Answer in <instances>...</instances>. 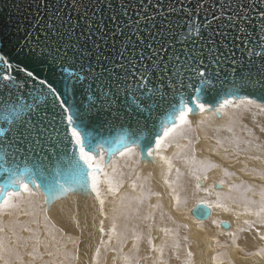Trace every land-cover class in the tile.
I'll return each instance as SVG.
<instances>
[{"label":"snow or ice","instance_id":"6c2138e0","mask_svg":"<svg viewBox=\"0 0 264 264\" xmlns=\"http://www.w3.org/2000/svg\"><path fill=\"white\" fill-rule=\"evenodd\" d=\"M181 10L183 9V0ZM219 11L214 8L206 12L203 17L199 14V9L207 6L198 0L196 10L186 12L187 21L181 25L182 29H188V35L179 41V51L176 49L178 39L173 29L168 25V18L163 12L160 13L162 19L160 26H157L156 16H148L136 13V19L131 17L127 21L121 20L118 14L110 16L111 24H105L101 16L96 19V14L86 9L81 15V20L72 23V19H64L59 11L48 16L47 21L43 22L40 29L44 39L40 35L32 37L30 32H25V46L30 51L38 52L39 57L45 62L51 61L56 64L68 58V49L71 47L76 50L77 44H62L50 42L48 32H51L57 39H62L61 30L67 32L68 36L75 33L81 21L87 29L91 40L97 67L91 69L88 77H77L75 80L71 75H64L68 70L61 68L59 79L43 78L39 79V84L47 89L52 99L48 95H41L40 100L44 104L24 103L19 98L13 100V89L8 84L3 85L0 90V97H4L3 103L11 106L13 114L12 120H5L0 125V215L15 216L23 212L24 215L37 216V207L44 213V219L48 221V212L56 201L66 198L68 195H94L99 202V214L105 216V197L102 194L101 184H107V193L115 197L120 188L123 187L124 172L118 168L117 157L131 161L132 165L140 162L154 164L156 158L167 165L168 173L173 170L172 159L162 155L166 149L175 146L181 151L175 155H185V162L189 160L195 163L196 146L201 143L199 134L193 137L191 134L196 131L189 115H200L199 125L211 122V118L223 120L228 118V123L223 126V130L233 133L225 146L220 140L216 144L223 148L224 155L219 151L213 150V154L220 156L227 161L230 156L235 157L233 163H240L243 156V163L239 171L254 179L264 181V168L257 171L256 168L249 169L248 162H258L264 165V142H259L260 138L248 128L246 124L241 125L246 133L247 139H242L235 135L234 126L241 119L236 113H229L228 109H243L248 112L256 109L255 115H264V0H257V3H247L241 0L233 4L231 0H217ZM67 7V5H65ZM112 7L111 4L108 5ZM142 7L144 13L146 8ZM123 15L127 16L126 6L122 5ZM253 14L257 19L253 20ZM143 21V25H142ZM255 25L257 39L252 41L254 32L248 31L249 26ZM70 25L71 28H65ZM195 27V37L191 35L192 27ZM46 28L47 32L43 29ZM165 32L172 34L169 41ZM127 33V35H125ZM109 36L112 38L109 46ZM83 39V34H81ZM132 37L135 38L133 42ZM117 38H119V48H117ZM29 41H32L29 44ZM243 49L241 58L237 59L234 49ZM253 46L258 47L259 51H253ZM81 54V58H83ZM92 55V53H87ZM230 63L233 65L232 72L240 76L242 83L237 86L235 83L231 89L214 92L210 83H214L216 78L221 75V65ZM255 66L257 75L252 76ZM20 71L25 72L26 77L32 81L38 79L32 70H28L27 65ZM4 81H9V76L3 77ZM252 87L249 89L248 84ZM59 86V88L57 87ZM86 85V90H84ZM80 86L84 96L88 98L87 106L81 102L77 105L73 103L74 91ZM259 93V95H249V92ZM7 93V95H5ZM91 94L90 96L88 94ZM194 93V94H190ZM67 96L65 102L61 96ZM67 103V107L65 106ZM66 113H70L65 116ZM96 117L97 123L91 121V117ZM66 120V123H65ZM141 120L144 126L152 123L154 128L149 130L146 137L128 139L121 135L114 141L102 138L99 131L101 125L111 127L119 123L124 127V123L131 126L135 122L137 128L140 127ZM253 118V123H255ZM216 131H221L220 127ZM259 131L264 133V126H259ZM207 140L208 136L205 135ZM180 141H187L181 144ZM139 156L141 159H134ZM108 159L107 166L111 168V174L104 172V181L99 178V173L103 171L101 161ZM219 165L208 162L203 166V172L192 175L196 180V189L211 193L216 189V185L211 188H204L202 181L208 179L207 172L218 168ZM135 169L133 168L132 171ZM177 180L181 176L179 168L175 169ZM224 176L231 178L233 172L223 171ZM137 179L139 177L137 176ZM165 183H169L165 180ZM172 185L169 184V187ZM142 188L143 185H140ZM224 187V181L219 182V188ZM131 188L135 190L137 184L133 182ZM233 192H240V203L244 205L243 215L254 216V221L245 219L243 223L248 226L249 231L264 229V187L258 190L259 201L249 199L247 194L257 195V189L251 184L240 182L228 186V193L222 194L216 191L217 202L215 204L201 201L193 215L198 220L211 215L212 207L222 208L225 212L230 211L227 204L220 202L231 201L237 203L231 195ZM43 196V205L37 206L33 198ZM177 206L180 203L178 196H173ZM129 199L127 196L121 197V203ZM132 201L129 200V204ZM143 201H137L142 204ZM23 206L32 208L31 212L25 211ZM177 210L178 207H177ZM114 211H118L114 209ZM135 214L139 215V207L135 209ZM241 213H237V216ZM107 217H105L106 219ZM150 216L144 217L149 219ZM115 220V218H114ZM32 223L38 221L33 219ZM99 231L103 234V220L100 221ZM24 232L32 231L27 226H20ZM47 227V224L45 225ZM186 227V226H185ZM16 225L11 228L15 236V244L11 239L0 237V261L2 264H13V257L20 259L16 248H27L28 241L16 234ZM225 228L230 225L225 224ZM4 231L0 227V232ZM151 229L149 228V232ZM167 231V230H165ZM240 231H244L243 228ZM116 234V224L113 222L111 235ZM229 236L233 237L235 245V234L229 231ZM261 240L264 234L256 232ZM132 235L136 241L141 236L133 231ZM35 245L33 251L29 253L33 259L36 256V246L43 243L46 250L49 244L59 245L60 241L56 236L51 235V241H41L38 233H33ZM63 236V233H61ZM71 239V237H69ZM121 239V248L123 242ZM153 238L148 237V244L152 245ZM103 244L104 241L101 240ZM179 247L178 244L175 245ZM227 247V246H225ZM133 248L138 251L136 244ZM153 252H158L161 259L159 264H165L162 257L164 247L152 246ZM243 251V249H240ZM63 255L65 259H78L77 255L69 257L67 252L61 253V248L56 247L55 251H47L49 256ZM98 258L99 248L95 253ZM192 256L191 252L187 253ZM254 255L264 256V250ZM178 258V257H177ZM131 264V260L125 257ZM147 259V257L145 258ZM98 264V260L95 262ZM136 264H139L137 260Z\"/></svg>","mask_w":264,"mask_h":264},{"label":"rangeland","instance_id":"374dc122","mask_svg":"<svg viewBox=\"0 0 264 264\" xmlns=\"http://www.w3.org/2000/svg\"><path fill=\"white\" fill-rule=\"evenodd\" d=\"M228 111L230 114L235 111V113L237 112L239 113L238 115L242 113V115L251 114L252 116L253 114L257 112L256 109H250L248 112L243 113L242 108L234 109V111L231 110L232 112L230 111V109H228ZM198 118H201V117H198ZM255 118L259 120L261 126H264V115H255ZM216 119L217 118L212 117L211 122H206L204 125H200V126L198 123L200 119L199 120L197 119L198 122H196L195 128L198 133L194 131L191 134L193 137L199 134L201 141L203 142L201 143L204 149L202 150L200 149V147H196L197 148L196 151L198 150H200V152L205 151V156H203L201 153L200 154L195 153V163L189 160L188 165L186 166L187 171H182L183 173L189 174V180L191 184V194H194L195 198L193 200L189 198H185L182 191L178 187H175L174 194L179 197V200H180L179 205L177 206V203L173 205L174 203L172 202L171 204H169L171 213H168L167 211L162 212L167 218L170 219V222L173 223V225L171 226V227L174 226L173 228L171 227L169 228V226H167L166 224L159 226L156 223H153L154 221L151 218L149 219L140 218V222H138V224L142 226V230L132 228L133 227L132 222L134 221V219H136L138 215L134 214L135 212H133L132 214V212H129V210H127L126 212V205H128L129 207L134 205L135 209L139 206H143L145 210H147L151 202L149 200L148 201L149 203H148L146 199L148 198L152 199L153 194L155 192H153L151 188L152 187L151 184H153L152 182L154 181L150 180V182H146V183L143 182L140 184L139 183L140 179L139 180L137 179V175H135L133 179L131 178L132 177L131 175L133 173L132 168H131V170L128 172L129 176L121 177V179L124 181L123 189L125 188L124 186L126 185L125 183L127 182L126 180H129L131 184L135 182L137 186L146 185L147 188L141 191L143 196L146 197V199L143 200L144 205H140V204L138 205L136 202H134L135 201L134 198L130 197L129 194L126 193L123 196H127L129 199L124 200L123 203H121V201H118V204L113 207L114 209L118 211H114V209L112 208L113 212L110 213L109 208L111 207H110V204L107 205L108 207L106 206L108 199L106 200L105 198V206H106V207L104 206L105 212L108 211L110 214L106 212L105 214L109 216L105 215V216L99 217L100 215L98 214L99 203H97V201L95 203L93 201L90 202L88 200L83 201V200H76L75 198H71L70 200L72 204L71 214L74 215V217L71 218V222L74 225V227L72 226L71 229L64 225L65 224L64 221H62V223H59L60 222L59 219H57V217L55 218L54 214L51 211L48 212L47 214L48 221L46 222L44 219V213L40 212L38 207H37V216L35 218L31 215H24L23 212L17 213L15 216H12V217L10 216L0 217V227L4 229V231L0 232V237L11 239L14 245L16 238L15 236H13L11 228L13 227V224H15L16 234L19 235L22 238V240L28 241L27 248L23 247L22 244L20 247L16 248V251L19 252L20 254V259H16L15 257H13V264H95L97 260H98V264H104V263L105 264H113V263L119 264V262L121 264H129L128 260L125 261V257L127 254L126 252L130 250L129 248L133 244V241H132V239L134 238V236L132 235L133 231H135L140 236L142 233L144 234V236L142 235L139 242L142 240H146V242L148 243L149 235H151V237L153 238V241H152V245L147 244L148 247L146 249L144 248L141 249V247H139L138 251L136 249H135L136 251L134 250L133 252L134 254L130 256L129 258L131 260V264H136L137 260L142 263L144 262L145 264H148V262L152 263V261H153L152 264H159L158 260L161 259L159 258L160 257L159 253L156 254L155 252L151 250L154 242H156L158 238L160 237L159 234H156L158 232V230L156 229L158 228L161 230H164L165 232L164 242L159 246L161 247L164 245L163 246L164 255L162 259L165 262V264H264V256L254 255V253H258L261 250H264V240H261L259 236L256 234L257 231H259L261 234H264V229H257V230L249 231L248 226L243 223L245 219L251 222V221H254L256 217L246 216L242 214L244 212V205L239 202L240 195H241L240 192L231 193V195L236 199L237 203H232L231 201H224V200L220 201L222 203L227 204L230 208V211L225 212L226 213L225 216L233 219V217L236 216L237 213H241L240 219H236V221H238V227L236 230L234 229V231L232 230V228L224 229L221 226H219L221 222H229L230 224H232L231 222L232 219L225 218V220H222L223 218H220L219 213H218L217 218L214 219L212 222H210L207 228H205V229H209L210 231V234H209L210 237H209V235L205 233V229H203V226L205 224L204 222L206 220L197 221L191 214L192 209H194L197 205L201 204V201H207L208 203L215 204L217 202L216 191H220V192L222 191V188L216 187V189L209 194V193L204 192L202 189L201 190L196 189V186H195L196 180H195V177L192 175V173L197 172V174H200L203 172V167H200V164L198 163V160L200 158H201L200 160L202 161L204 160L206 164L208 162H211V163H215L219 165L218 168L212 169L207 172L208 179H210L209 184L211 185L207 186L208 179L206 181H202L204 188H211L213 185L219 186V182L222 180L224 181V185H226L227 188L230 184H233V183L239 184L240 182H244L246 184H251L255 189H257V195L248 193L247 194L248 198L259 201L258 190L260 187H264V181L259 180V179H254L252 176H246L239 171L243 163V156H241L240 163L234 164L233 161L235 160V157L230 156L229 159L225 161V160H222L220 156H216L213 154V150H216L221 153V156L224 155L223 148H220L217 144H214L216 143V140H217V138L214 137V133L217 127L223 128L224 124L228 123L227 117H225L223 120H220V119L216 120ZM215 120L217 122H215ZM222 121L223 123L224 122L225 123L220 126V124L218 123ZM212 123H217V125L212 126ZM199 127L202 131L199 129ZM198 130H200L201 132ZM205 135L208 136L209 140L204 139ZM228 140L222 141L226 147L229 146ZM262 142H264V140ZM136 160L139 161V156L136 157ZM248 167L249 169L256 168L257 171H259L261 168H264V165L259 164L258 162L252 161V162H248ZM178 168L179 170H181V167H178ZM224 170H227L228 172H233L235 173V175L232 176L231 178L226 177L223 174ZM214 176L215 177L217 176V177L212 180V177ZM251 179H253V182L255 183L249 182ZM175 183L183 187L182 180L180 178L177 180L176 175H175ZM103 185L104 183L101 184V188L103 187ZM146 195L149 197H147ZM33 200H34L35 205L41 206L43 205L44 197L43 196L35 197L33 198ZM129 200L132 201L131 204H129ZM91 206L93 209L91 208ZM94 206L96 208L97 213L94 210ZM23 207L25 211H28V212L32 211L31 207H28V206H23ZM177 207L179 210H177ZM215 208L218 210L217 212L223 211L222 208H217V207ZM93 212H95L94 217L95 218L96 216L98 217L96 218L97 221L94 218V222H93L92 215H91L93 214ZM142 212L143 211H141V209L139 208V215L141 214L142 216H144V213ZM115 214H117L119 218L116 217ZM105 217L107 218L105 219ZM177 217H180V218H177ZM33 219L37 220L38 224L32 223ZM101 220H103V228H104L103 234L100 231H97V229L99 230L101 227V224H100ZM113 222L118 223V227L116 228V234L111 235V238L113 236L115 237L114 240L112 238L113 241L111 243V240H109V235H110V230H111ZM75 223H77V225ZM46 224H47V227H45ZM200 225H202L201 226L202 228L200 227ZM20 226H27L32 231L24 232L21 230ZM199 227L201 228V230ZM149 228L151 229L150 232H149ZM241 228H243L245 232L239 231ZM223 231H226L228 233L229 231H231L232 233L237 235L235 236L236 237L235 245L233 244V240L228 241L229 238H231L232 236H229L228 233H224ZM242 232L244 233L242 234ZM33 233H38L39 239L41 241H51V235L54 234L56 236V239L60 241V243L59 245H52L50 243L48 250L44 248L43 243L36 246V256L33 259V257L29 255V253L33 251V248L35 245V237L33 236ZM61 233H63V236H61ZM195 233L200 234L201 238H198L195 235ZM98 235L100 236L99 241H97ZM123 236H126L127 239L123 242V245H122L123 250L120 251L121 239ZM69 237H71V239H69ZM101 240L104 241L103 244L101 243ZM99 243L100 245L98 246ZM176 244H178L179 247H176L175 246ZM192 245H194V247H192ZM95 246H96V249L99 248L100 250L101 256L99 255L98 258L95 255L96 253V249L94 250ZM56 247L61 248V253L67 252L69 254V257H71L72 255H77L78 259H75V260L65 259L62 254L58 256L47 255V251H55ZM240 249H243V251H240ZM231 250H234L237 255L236 256L231 255L230 254ZM188 252L192 253L191 257H188L187 255ZM178 253L179 254L181 253V254L179 255ZM94 256L96 258H94ZM146 257L147 259H145ZM142 263H139V264H142ZM0 264H2L1 261H0Z\"/></svg>","mask_w":264,"mask_h":264},{"label":"water","instance_id":"95a60500","mask_svg":"<svg viewBox=\"0 0 264 264\" xmlns=\"http://www.w3.org/2000/svg\"><path fill=\"white\" fill-rule=\"evenodd\" d=\"M202 2L207 6L206 8L199 9V14L201 17L204 16L206 12H209L210 9L219 11V5L217 0H202ZM235 5L241 0H231ZM247 3H257V0H246ZM198 0H183V9L186 12H192L196 10V5ZM111 4L112 7L109 8L108 5ZM67 5V7H65ZM126 6L128 15L124 16L122 8ZM147 9V12L142 11V7ZM88 10L89 13L93 12L96 14V19L99 20L102 16L104 18L105 24H111L110 16L113 14H118L121 20L127 21L129 17L133 20L136 19V13L141 12V14H146L148 16H156L157 26H160V20L162 17L160 13L163 12L164 15L168 18V25L173 29V32L176 33L178 39L176 41V49L179 51V41L188 35V29H182L180 26L183 25L188 17L185 15V11L181 10L180 0H0V90L3 89L4 84H8L9 88L13 89L14 95L11 97L13 100L19 98L21 102L30 103V104H44V101L40 100L41 95H48V99L51 100L52 97L48 94L47 89L44 86L39 84V79L50 78V79H59L61 74V68H67V72L64 75H71V78L75 80L77 77H88L91 69L97 67L94 49L91 40H95V36L89 39L87 29L84 27L83 22L81 21L80 26L76 28L75 33L71 36L67 35V32L61 30L60 35L62 39H57L56 36H53L51 32H48V38L50 42L56 43L57 45L64 44H77L76 50L73 51L71 47L68 49V58L64 59L62 62H57L52 64L51 61L45 62L42 58L39 57L38 52L30 51L29 47L25 46V32H30L32 37L37 35L41 36V39H44L40 29L43 28V22L47 21L48 16L56 11H59L61 15L64 16V19H72V23L75 24L76 21H80V15ZM257 17L253 14V20L255 21ZM143 25V21H142ZM65 28H71L70 25H65ZM47 32V29H43ZM248 31L254 32L252 36V41L255 42L257 35L255 33V25L249 26ZM81 34H83V39H81ZM127 35V33H125ZM191 35L195 37V27L193 25ZM166 38L171 41L172 34L165 32ZM109 46L111 45L112 38L109 36ZM133 42L135 38L132 37ZM32 41H29L31 44ZM119 38H117V48H119ZM237 53V59L241 58V51H247L243 49V46L240 49H234ZM258 47L253 46V51H259ZM83 58H81V54ZM87 53H92L88 55ZM27 65L28 70H32L34 75L38 76L36 81H32L30 78L26 77L25 72L20 71L24 66ZM233 65L230 63H225L221 65V75L219 78L214 80V83H210V87L213 88L214 92H220L221 95L231 89L235 83L239 86L242 81L238 74L232 72ZM257 72L255 66L252 71V76L255 78ZM9 76L11 79L9 81H4L3 77ZM59 88V86L57 85ZM249 89H251V83L248 84ZM84 90H86V85H84ZM194 94V93H190ZM7 95V93H5ZM91 95L90 93L88 94ZM249 95H259V93L249 92ZM4 97H0V125L4 124L5 120H12L13 114L11 111V106H7L3 103ZM61 99L67 102V96H61ZM83 102L87 106L88 98L83 95L82 89L80 86L74 91V100L73 103L79 105ZM67 107V103H65ZM70 113H66L68 115ZM196 116V115H189ZM93 123H97L96 117L90 118ZM66 123V120H65ZM154 125L150 122L147 124V127L144 126V121L141 120L140 127L137 128L135 122L131 123L129 126L128 123H124V127L121 128L119 123L113 124L111 127L107 125H101L99 131L102 133V138L107 140L114 141L119 136L123 135L128 139H136L137 137H146L149 135V130H152ZM141 159V158H140ZM108 159L105 158L104 164H108ZM0 183H3V179L0 178ZM90 195H68L66 198H61L51 205V209L57 203L63 202L68 198H75L76 200H83L84 198L89 197ZM200 205V204H199ZM197 205V206H199ZM197 206L192 210V216L196 219L197 217L193 215V212ZM49 211V212H50ZM212 215V209H210ZM211 215L202 221H205L211 217ZM200 221V220H198ZM225 224L230 225L229 222H222L221 227L224 229Z\"/></svg>","mask_w":264,"mask_h":264},{"label":"bare ground","instance_id":"6f19581e","mask_svg":"<svg viewBox=\"0 0 264 264\" xmlns=\"http://www.w3.org/2000/svg\"><path fill=\"white\" fill-rule=\"evenodd\" d=\"M234 111V109H230V111ZM228 111V110H227ZM231 111V112H232ZM236 111V110H235ZM234 111V112H235ZM241 112V111H240ZM243 113H244V111H243ZM239 113L237 112L236 113V115H237V117H241V119L235 124V126H234V133H235V135L236 136H238V137H240V138H242V139H247L248 137L246 136V133L242 130V127H241V125H243V124H246L247 126H248V128L249 129H251L253 132H254V134L256 135V136H258L259 138H260V140H259V142H262L263 140H264V134L263 133H261L260 131H259V126H261L260 125V122H259V120L258 119H256L255 117H253L251 114H247V115H242V113L240 114V115H238ZM198 117H200V115H196V116H189L188 118H189V120L193 123V128L194 129H196L195 128V126H196V122H198L197 121V119L199 120L200 118H198ZM253 118L255 119V123H253ZM217 120V119H216ZM215 120V122H217ZM225 123V122H224ZM223 123V121L222 122H219L218 124H220V126L222 125V124H224ZM213 125H217V123H212V126ZM225 125V124H224ZM200 126V125H199ZM198 127V126H197ZM203 127V126H202ZM199 129H200V127H199ZM201 130V129H200ZM200 130H198V131H200ZM202 131V130H201ZM200 131V132H201ZM197 132V131H196ZM199 132V133H200ZM198 133V132H197ZM195 134V133H194ZM202 134V133H201ZM232 135H233V133H229V132H227V131H223V128H221V131H219V132H217V131H215V133H214V137L215 138H217V139H220L221 141H226V140H228V139H230L231 137H232ZM202 136V135H201ZM209 140V139H208ZM212 141H213V139H212ZM202 142V141H201ZM180 143L181 144H185V143H187V141H180ZM203 143V142H202ZM202 143H200L199 145H197L196 147H200V149H204V147H203V145H202ZM210 144V143H209ZM214 144H216V143H214ZM204 146H206V145H204ZM196 150H197V148H196ZM181 150L180 149H178V148H176L175 146H173V147H170V148H168V149H166L165 151H163L161 154L162 155H165V156H167V157H169L170 159H172V163H173V169L175 168H178V167H181V170H180V172H181V176L179 177L181 180H182V182H183V187L182 186H180V185H177L176 183H175V175H176V172H175V169H174V171L172 170V172L171 173H168V171H167V165H165L162 161H160L159 160V157H157L156 158V162L154 163V164H148V163H144V162H140V164H137V165H132V163H131V161H127V164H128V167H124V164L126 163V160L124 159V158H120V157H117L116 159H117V161H119V162H117V164H118V168L121 170V171H123L124 172V176L123 177H125V176H129V171L131 170V168L133 169H135L134 171H133V173H132V179H133V177L135 176V175H137L138 177H140L139 179H140V184L141 183H143V182H150V180L151 181H154V182H152L153 184H151L152 185V191L153 192H155L154 194H153V198H152V196H151V198L152 199H146V197H144L143 196V194H142V190H144L145 188H147L146 187V185L144 186L143 185V187L142 188H139L140 187V185H138L137 186V188L135 189V190H133L132 188H131V182L129 181V180H126L127 182H125L126 183V185L124 186L125 188L123 189V187H122V189H120V191H119V193L115 196V197H113L112 195H110V194H108L107 193V184L106 183H104V185H103V187L101 188V190H102V194L104 195V197L106 198V200L108 199V202L106 203V206L107 205H109L110 204V207L111 208H109L110 210H109V212L110 213H112L113 212V210H112V208L114 207V206H116L117 204H118V201H121V197L124 195V194H129V196L130 197H132V198H134V202H136L137 203V201H139V200H147V202L150 200V202H151V204H150V206L148 207V209L147 210H145V208L143 207V206H139V208L141 209V211H143L142 213H144V216L145 217H147V216H150L151 217V219L154 221L153 223H156L157 225H159V226H162L163 224H166L167 226H169V228L173 225V223H171L170 222V219L169 218H167L162 212H168V213H171L170 212V205L169 204H171L172 202L174 203L173 205H175V203H176V200L173 198V196L175 195L174 194V190H175V187H178L181 191H182V193H183V195H184V197L185 198H189V199H194L195 197H194V194H191V184H190V180H189V174H186V173H183L182 171H187L186 170V166L188 165V162L186 163L185 162V155L184 154H182V155H180L179 157H177L175 154L176 153H178V152H180ZM196 153H198V154H202L203 156H205V151H202V152H200V150H198V151H196ZM207 155V154H206ZM211 155V154H210ZM138 157V156H137ZM120 158V159H119ZM203 158V157H202ZM119 159V160H118ZM134 159H136V157L134 158ZM201 159V158H200ZM198 160V163L200 164V167H203L206 163L204 162V160L202 161V160ZM139 160H140V157H139ZM215 161V160H214ZM191 165V164H190ZM101 166H102V169H103V171L101 172V173H99V178L101 179V180H103L104 181V179H105V177H104V172H107V173H109V174H111V168H109L106 164H104V161H101ZM188 170H189V168H188ZM219 171V170H218ZM222 176V175H221ZM217 177V176H216ZM215 176L214 177H212V180L214 179V178H216ZM127 179V178H126ZM138 179V180H139ZM220 179V178H219ZM137 180V181H138ZM165 180H167L169 183H165ZM209 180L210 179H208V183H207V186H210L211 184H209ZM249 180V179H248ZM124 182V181H123ZM249 182H252V183H255V182H253V179H251ZM203 183V182H202ZM169 184H171L172 186L171 187H169ZM212 184H214V183H212ZM150 185V186H151ZM149 186V187H150ZM217 188H219V186H217ZM141 189V190H140ZM227 191H228V188H227V186L226 185H224V187L222 188V193H227ZM144 193V192H143ZM147 193V192H146ZM157 193V194H156ZM145 194V193H144ZM170 196V198H169V196ZM147 196V195H146ZM176 196V195H175ZM147 197H149V196H147ZM70 200H71V198H68V199H66L65 201H63V202H60V203H57L56 205H54V207L52 208V210H51V212L54 214V216H55V218L57 217V219H59V223H62V221H64L65 222V226L66 227H68V228H72V226L74 227V225L72 224V222H71V218L72 217H74V215L73 214H71L72 213V204H71V202H70ZM86 200H88V201H90V202H95L96 203V199H95V197H94V195H90L89 197H87V198H84L83 199V201H86ZM94 203V204H95ZM97 203H99L98 201H97ZM149 203V202H148ZM92 205H93V203H92ZM96 205V204H95ZM98 205V204H97ZM123 205V204H122ZM140 205H144V202L142 203V204H140ZM99 206V205H98ZM105 206V207H106ZM134 206V205H133ZM133 206H131V207H129L128 205H126V212H127V210H129V212H132V214H133V212H135L134 210H135V206L133 207ZM97 207V206H96ZM108 207V206H107ZM120 207H121V205H120ZM91 208H92V206H91ZM93 209V208H92ZM114 209V208H113ZM122 209V208H121ZM132 209V210H131ZM212 209V215H211V217L208 219V220H206L204 223V226H203V229H205V228H207V226H208V224L210 223V222H212L214 219H216L217 218V214L219 213V216H220V218H223L222 220H225V218H229V219H232V218H230V217H227V216H225V211L223 210L222 212H217L218 210L215 208V207H212L211 208ZM94 210L96 211V208H95V206H94ZM98 210H99V208H98ZM193 210V209H192ZM90 211H91V209H90ZM106 212H108V211H106ZM105 212V213H106ZM108 212V214H110ZM192 212V211H191ZM96 213H97V211H96ZM95 214V212H93V214H91L92 215V219H93V222H94V215ZM98 214H99V212H98ZM130 214V213H129ZM135 214V213H134ZM192 214V213H191ZM106 215V214H105ZM123 215V214H122ZM106 216H109V215H106ZM115 216L116 217H118L117 216V214H115ZM134 216V215H133ZM144 216H142L141 214L140 215H138L137 217H136V219H134V221L132 222V225H133V229H140V230H142V226L141 225H139L138 224V222H140V218H142V219H144ZM225 216V217H224ZM0 217H3L2 215H0ZM10 217H12V216H10ZM99 217H101L100 215H99ZM131 217V216H130ZM173 217V216H172ZM76 218V217H75ZM96 218H98L97 216H96ZM96 218H95V220H96ZM119 218V217H118ZM177 218H180V217H177ZM186 218V217H185ZM77 219V218H76ZM218 219H219V217H218ZM236 219H240V215L239 216H234L233 217V219H232V224H230V229L232 228V230L234 231V229L236 230L237 229V227H238V221H236ZM110 220V219H109ZM131 220V219H130ZM165 220H167V221H165ZM192 220H193V218H192ZM97 221V220H96ZM198 221V220H197ZM160 223V224H159ZM222 223V222H221ZM221 223L219 224V226H221ZM76 225H77V223H75ZM110 224V223H109ZM112 224V223H111ZM115 224H116V228L118 227V223H116L115 222ZM121 224V223H120ZM119 224V225H120ZM104 225H106V224H104ZM131 225V224H130ZM33 226V225H32ZM202 225H200V227H201ZM174 227V226H173ZM173 227H171V228H173ZM199 227V228H200ZM168 228V227H167ZM198 228V227H197ZM202 228V227H201ZM201 228H200V230H201ZM76 229V228H75ZM75 229H73V230H75ZM43 230V229H42ZM108 230V229H107ZM132 230V229H131ZM156 230H158V232L156 233V234H159V238H158V240L156 241V242H154V244L153 245H155V247H157V248H159V246L164 242V238H165V232H164V230H161V229H156ZM186 230H188V229H186ZM194 230V229H193ZM97 231H99L98 229H97ZM196 231V230H195ZM204 231V230H203ZM240 231V230H239ZM224 233H228V232H226V231H223ZM244 232H245V230H244ZM244 232H242V234L244 233ZM187 233V232H186ZM199 233H201V232H199ZM205 233L207 234V235H209L210 234V231H209V229H205ZM27 234V233H26ZM152 234H154V233H152ZM188 234H189V232H188ZM142 235L144 236V234L142 233L141 234V237H142ZM195 235L198 237V238H201V236H200V234H198V233H195ZM194 235V236H195ZM154 236V235H153ZM206 236V235H205ZM235 236H237V235H235ZM188 237V236H187ZM209 237H210V235H209ZM244 237V236H243ZM113 238V240H114V236L112 237ZM112 238H111V243H112ZM236 238V237H235ZM99 239H100V236L98 235L97 236V241H99ZM231 240H233V237H231V238H229V240L228 241H231ZM132 241H133V244H136L137 245V247L139 248V247H141V249H146L148 246H147V242H146V240H142V241H136L135 240V238H133L132 239ZM98 243V242H97ZM115 243H116V241H115ZM212 243V242H211ZM210 243V244H211ZM258 243V242H257ZM94 244V243H93ZM133 244L131 245V247L129 248L130 250H128L126 253V257H128V258H130V256H132L134 253V250H135V248H133ZM194 244V243H193ZM213 244V243H212ZM100 245V243L98 244V246ZM183 245V244H182ZM97 246V247H98ZM164 246V245H163ZM257 246V245H256ZM192 247H194V245H192ZM219 248V247H218ZM96 249V246H95V248H94V250ZM235 249H236V247H235ZM93 250V251H94ZM194 250V249H193ZM238 250V249H237ZM236 250V251H237ZM136 251V250H135ZM197 251V250H196ZM176 252V251H175ZM179 252H181V251H179ZM89 253H90V251H89ZM156 254L158 253V252H155ZM169 253V252H168ZM179 254V253H178ZM181 254V253H180ZM179 254V255H180ZM210 254V253H209ZM230 254L231 255H233V256H236L237 254H236V252L234 251V250H231V252H230ZM101 256V255H100ZM183 256V255H182ZM215 256V255H214ZM240 256V255H239ZM157 257V256H156ZM174 257V256H173ZM180 257V256H179ZM203 257V256H202ZM216 257V256H215ZM94 258H96L95 256H94ZM149 258V257H148ZM159 258H161V257H159ZM158 258V259H159ZM27 259V258H26ZM153 259V258H152ZM151 259V260H152ZM156 259V258H155ZM92 260V259H91ZM144 260V259H143ZM150 260V261H151ZM216 260V259H215ZM250 260V259H249ZM95 261H96V259H95ZM103 261V260H102ZM125 261H126V259H125ZM145 261V260H144ZM148 261H149V259H148ZM147 261V262H148ZM160 260H158V262H159ZM170 261V260H169ZM262 261V260H261ZM2 262V261H1ZM146 262V261H145ZM215 262V261H214ZM252 262V261H251ZM90 263V262H89ZM139 263H142V262H139ZM150 262H148V264H149ZM152 263H153V261H152ZM152 263H150V264H152ZM157 263V262H156ZM170 263V262H169ZM105 264V263H104ZM114 264V263H113ZM119 264H121L120 262H119ZM142 264H145L144 262L142 263Z\"/></svg>","mask_w":264,"mask_h":264}]
</instances>
